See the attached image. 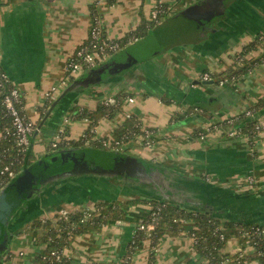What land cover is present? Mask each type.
Masks as SVG:
<instances>
[{
  "label": "crops",
  "instance_id": "crops-1",
  "mask_svg": "<svg viewBox=\"0 0 264 264\" xmlns=\"http://www.w3.org/2000/svg\"><path fill=\"white\" fill-rule=\"evenodd\" d=\"M198 1L0 0V66L19 86L25 112L37 125L31 135L30 151L36 139L45 142L44 153L57 149L51 146V141L62 128L66 129V135L75 134V123L64 125L63 120L78 118L70 107L79 97L86 100L84 103H91L81 107L93 108L98 100L126 93L123 112L101 118L94 128L96 137L111 138L127 114L137 116L143 127L152 128L155 133L151 145L144 144L141 135L131 139L129 146L140 143L153 147L148 156L133 155L159 164L181 182L179 187L185 195L217 216L264 225V60L251 59L252 65L246 72L222 84L216 79L233 63L236 53L264 32V0H223L225 6L216 7L221 12L204 24L176 15ZM158 2L169 6L170 11L174 8L172 14L169 12L153 27L163 49L140 59L134 66H123L118 58L110 59V56L86 69L80 75L112 63L122 65L105 80L63 96L46 116L53 101L64 91L53 92L55 83L65 74L69 56L89 36L92 5L95 3L101 14L106 37L117 40L143 20L150 19ZM261 44L264 48V40ZM133 52L136 56L141 54L139 50ZM258 54L253 49L246 58ZM107 62V66L103 65ZM204 73H209L211 78L204 79ZM61 83L66 87L70 82ZM91 84L111 87L110 93L105 96L101 93L97 99L87 101L86 92ZM49 85H52L50 90ZM113 86L124 90L114 94ZM128 96H134V102L128 101ZM194 105L203 109L193 110ZM253 105L260 107L257 120L261 125L254 139L247 133L229 134L233 125L217 124ZM85 121L89 124L88 119ZM77 126L81 138L87 126ZM199 128L210 132L201 137L197 133ZM1 135L0 128V141ZM66 135L69 141L78 139ZM37 151L41 153L40 148ZM122 151L130 153L125 146ZM32 154L36 158L41 156ZM129 182L123 177L77 175L60 179L41 194L30 197L11 219L9 226L13 234L0 264L32 263L42 249L36 243L41 229L26 230L25 225L35 216L44 219L63 210L92 208L99 199L144 196L141 192L145 191L130 186ZM148 194L151 193L145 196ZM141 207L137 206L136 212L129 211L126 220L75 236L63 250L66 258L63 264H123L136 230L131 213L141 216L151 210L149 202ZM187 225L180 233L163 236L154 247L147 241L132 254L130 264H151L152 249L154 264H209L195 248L189 232L191 221ZM239 248L238 239L232 237L223 250L236 252ZM250 264L260 262L254 260Z\"/></svg>",
  "mask_w": 264,
  "mask_h": 264
},
{
  "label": "trees",
  "instance_id": "trees-1",
  "mask_svg": "<svg viewBox=\"0 0 264 264\" xmlns=\"http://www.w3.org/2000/svg\"><path fill=\"white\" fill-rule=\"evenodd\" d=\"M113 1L115 0H109V2ZM162 7L163 12L160 15V19H153L151 17L148 20H143L136 29L130 31L123 38L113 39V41L119 43V48L112 52L111 56L118 55L119 52L123 51H134L135 49L141 51L142 55H137L139 60L147 58L149 56L148 50L146 48L136 49L135 46L148 37L153 27L162 17L169 14L170 7L165 3H162ZM98 18H101V14L94 3L92 5V23H97ZM97 24H99L100 33L96 37H93L89 31V36L77 49L85 48V52L93 51L105 40H108L105 35L103 22L99 21ZM263 40L264 32L257 35L252 42L247 44L243 48L244 52L236 53L233 63L227 65L226 69L216 77L217 82L219 83L223 79L229 80L246 72L248 67L252 65L249 61L251 59L254 60L255 57L257 60L263 61L264 51L250 59L246 58V54L250 50L256 49ZM70 59L71 56H69L68 61ZM4 73L6 74L0 66V128L2 133L0 141V195L2 194L3 188L14 177L9 172L13 171L15 176H17L23 171L24 165H29L36 159L29 148L25 152L18 151L19 145L12 124V117L3 103L4 95L13 86L17 85L12 82L8 75L4 76ZM76 78L75 76L71 77L70 83ZM125 96L126 93L118 94L116 96V102L110 104H106L104 100H98L93 108L81 106L72 108L71 112L75 113L76 117L88 119L89 124L84 130L82 137L77 140H71L69 145L76 147L87 145L105 154V152L113 151L116 142L122 139L126 142L141 135L144 140L153 141L155 131L149 137L145 136V129L148 127H143L139 118L133 114L126 116L123 122L115 129L111 138L95 136L94 128L101 118L105 116L113 117L117 113L123 112V99ZM21 98H23L22 100L24 102L22 92ZM202 107L201 105H194L193 110L203 109ZM259 108V105H253L242 114L231 117L237 118L239 121L235 125L238 133H247L251 139H254L261 128L257 120ZM248 110L251 112L247 113ZM257 123L259 125L258 127ZM217 124L227 125L228 119ZM65 132L66 129L64 130V137L66 135ZM206 132L207 130L204 128L197 130L200 136ZM63 141L60 142L59 147L65 146ZM107 141L110 143L107 144ZM6 166H8V169H6ZM112 178L122 177L117 175ZM127 179L130 181V186L145 191L144 193L141 192L144 196L140 194V197L134 196L128 199H99L95 201L92 208L60 211L44 219L35 216L28 222L25 225L26 230L41 229L40 235L36 238V243L42 249L35 256L31 264H63L66 261V258L63 256V250L71 243L75 236L84 232L98 230L108 223L128 219L130 206L138 201L149 202L151 204V210L147 214L135 218L136 230L124 255L123 264H130L132 254L137 249L142 248L147 241L150 247H154L163 236L177 234L188 228L187 221H191L192 226L189 232L193 235L197 252L205 257L209 264H250L254 260L259 261L260 264H264L263 224L222 218L210 212L202 203L196 204L187 199L181 202L172 197L167 198L160 193L158 194V191L153 189L152 186L150 187L145 184L146 186L144 185L143 188V186L138 184L136 179ZM180 183L178 180L176 182L177 186ZM145 187L147 189L149 187V190ZM181 190L183 191V188ZM147 193L151 194H148L147 197L145 196ZM141 224L144 227H141ZM150 224L152 225L151 228L148 227ZM232 237L238 239L241 249L236 252H225L223 250L225 244ZM154 258L155 250L152 249L151 264H154Z\"/></svg>",
  "mask_w": 264,
  "mask_h": 264
},
{
  "label": "water",
  "instance_id": "water-1",
  "mask_svg": "<svg viewBox=\"0 0 264 264\" xmlns=\"http://www.w3.org/2000/svg\"><path fill=\"white\" fill-rule=\"evenodd\" d=\"M217 5L225 6V3L223 0H200L177 12L176 15H184L197 20L200 24H204L221 12L219 8H216ZM163 46L156 31L152 30L148 37L138 43L135 48H146L149 56H151L163 49ZM121 53L119 52V54ZM123 56V61L120 62L123 66H134L139 61L133 51H128ZM120 63H109V67L94 68L78 76L53 101L46 116L63 96L69 93L76 94L85 85L105 80L110 73L122 66H119ZM107 64L108 62L103 65L107 66ZM105 154L87 145L78 147L62 146L38 156L31 164L24 165L23 171L19 175L11 178L0 195V260L9 249L10 238L13 234L9 225L13 215L15 216L17 211L24 206L27 199L39 193L41 194L45 188H49V186L66 177L84 174L103 177L120 175L126 180H128L127 178L136 179L138 184L146 182L147 186H152L155 190L158 189V194L161 191L163 193L166 188L174 193L171 197L175 200L182 202L187 199L200 204L197 200L190 199V195H175L180 190V187L176 184L178 180L176 181L175 177L161 168L159 164L117 149L105 152ZM162 195L169 197L167 193Z\"/></svg>",
  "mask_w": 264,
  "mask_h": 264
},
{
  "label": "built area",
  "instance_id": "built-area-1",
  "mask_svg": "<svg viewBox=\"0 0 264 264\" xmlns=\"http://www.w3.org/2000/svg\"><path fill=\"white\" fill-rule=\"evenodd\" d=\"M163 12V7H162V3L158 2L156 4V6L153 8L152 13H151V17L153 19H160V15ZM97 21H101V18H98ZM97 22V23H98ZM97 23H91L90 26V34L93 37H96L99 33H100V28H99V24ZM119 48V43L117 41H113V39H108L105 40L102 44H100L98 46V48L96 50L93 51H88L85 52V48H79L77 49L74 53H72L71 59L67 62V68H68V73L67 76H69L70 78L73 77L72 72H83L88 68L94 67L96 65H98L100 62H103L104 60H106L107 58H109L112 55V52L118 50ZM264 60V59H263ZM4 76H7V74L4 73ZM203 78L204 79H209L211 78L209 73H204L203 74ZM226 79H223L220 81V83H224L226 82ZM68 82H70V79H67L65 77V79H63V84H68ZM57 89V87H56ZM20 88L19 86H13L10 91H8L3 98V103L5 104L8 112L10 113L11 117H12V124L14 127V131L17 137V143L19 145L18 147V151L21 152H25L31 143V135L36 131L37 129V125L36 123L31 120L26 112H25V107H24V102H23V98H21V92H20ZM52 93L49 92L48 97L49 98H53ZM128 101L130 102H134L135 97L134 96H128ZM104 102L106 104H110V103H114L116 102V97H109L106 98L104 100ZM23 105H22V104ZM251 111L248 110L247 113H250ZM127 115H131V114H127ZM238 119L237 118H228V124L233 125L234 129L229 130V134H235L238 133V130L236 129L235 125L238 123ZM258 123H257V127H258ZM64 130L65 128H62L59 133L57 134L58 136L61 137V140L58 141L56 139H53L51 141V146L53 148H59V144L61 141H63L65 143V146L68 145V143H70V141L65 138L64 135ZM155 130H153L152 128H146L145 129V136L149 137ZM205 133L201 134V137H204ZM142 139L144 141V144L147 145H151L152 141L151 140H144L143 136ZM111 140V139H110ZM109 140V141H110ZM124 139L117 141L114 149L117 150H123L124 149ZM107 141V144H109L110 142ZM6 169H8V166H6ZM9 174L11 176H15V173L13 171H10ZM63 211H67V210H63ZM141 227H144L143 224H141ZM149 228L152 227V225H148ZM241 249V247L239 248Z\"/></svg>",
  "mask_w": 264,
  "mask_h": 264
},
{
  "label": "rangeland",
  "instance_id": "rangeland-1",
  "mask_svg": "<svg viewBox=\"0 0 264 264\" xmlns=\"http://www.w3.org/2000/svg\"><path fill=\"white\" fill-rule=\"evenodd\" d=\"M174 12V8H172L171 9V11H170V13L172 14ZM256 50L259 52V53H261V52H263L264 51V48L262 47V44H260L257 48H256ZM121 51V50H120ZM241 52H244V49L242 48L241 49ZM111 57H113L114 59H119L120 60V62H122L123 61V53H121V54H118V55H114V56H111ZM110 57V58H111ZM117 59V60H118ZM114 61V60H113ZM112 61V62H113ZM67 73H68V68L66 67L65 68V74H64V76H63V78H60V79H58L57 80V82L55 83V85H56V87H57V89L56 90H54L53 92L55 93V94H58V93H60V91H62L63 89H64V87H65V85L64 86H61V82L63 81V79H65V77L67 78V79H71L69 76H67ZM82 73V72H81ZM81 73H79V72H72V75L73 76H75V77H78V76H80V74ZM53 85V84H52ZM52 85H49L48 86V89L50 90L51 88H52ZM111 87H109L108 88V86H106V85H92L91 84V86H89V89H88V91L86 92L87 93V101H89V100H95V99H97L98 98V96H99V94H103L104 96L105 95H107V94H109L110 92H109V89H110ZM123 91L124 89L123 88H120V87H117V86H113L112 87V89H111V91L114 93V94H116V93H118V92H120V91ZM130 90H132V91H135V89L134 88H131ZM120 94V93H119ZM43 95H45V90H44V94ZM137 96V95H136ZM45 98H46V96H45ZM86 101V100H85ZM83 99H80V97H79V99L78 100H75L73 103H72V106L70 107V109L71 108H74V107H78V106H87V105H89V104H91L90 102H87V103H84L85 102ZM44 104L46 103V101H44L43 102ZM71 120V119H70ZM63 120V124L64 125H69L70 123H75V126H76V128H75V126H74V128H75V134H72V135H66L68 138H72V137H77L78 139H80V134H81V132H80V130H79V127L77 126L78 124H80L83 128L84 127H86V126H88V122L87 121H85V118H82V117H78L77 119H74V120ZM87 128V127H86ZM208 132H210V131H208ZM207 132V133H208ZM54 139H56V140H58V141H60L61 140V137L60 136H58V135H55L54 136ZM138 142H139V140H138ZM129 143H130V140L129 141H126V142H124V146H125V148L126 149H128V151L131 153V154H135V155H141V154H145L146 156H148V155H150V153L152 152V150H153V147H150V146H147V145H143V144H140V143H137L136 145H133V146H129ZM128 147V148H127ZM38 148H40V150H41V153H38L39 151H37V149ZM44 148H45V142H42V141H40V140H38V139H36V143H35V146L34 147H32L31 148V152L32 153H36V155L38 154V155H42V154H44ZM43 151V152H42ZM37 155V156H38ZM134 196H137V197H140L141 195L140 194H131V195H128V196H124V197H122L123 199L124 198H126V199H128V198H132V197H134ZM144 203L145 202H143V201H138L137 203H133L131 206H130V208H129V211L130 212H136V210H135V208L137 209V206L138 207H140V208H143V207H141V206H143L144 205ZM147 204V203H146ZM128 211V212H129ZM139 212L138 213H143V211L142 210H138ZM144 214V213H143ZM131 215H133V218H137V217H139L136 213H131ZM40 251H41V249H40ZM39 251V252H40ZM38 252V253H39ZM157 255V254H156Z\"/></svg>",
  "mask_w": 264,
  "mask_h": 264
},
{
  "label": "flooded vegetation",
  "instance_id": "flooded-vegetation-1",
  "mask_svg": "<svg viewBox=\"0 0 264 264\" xmlns=\"http://www.w3.org/2000/svg\"><path fill=\"white\" fill-rule=\"evenodd\" d=\"M146 184V182H142L141 184H139V185H141V186H143V188H144V185ZM146 186V185H145ZM146 189H147V187H145ZM147 190H149V187H148V189ZM163 190V189H162ZM157 191L159 192V190L157 189ZM161 193V195L162 194H168L169 195V197L168 198H170L172 195H174V193H172L171 192V190H169V189H164L163 190V193H162V191L160 192ZM183 194H184V192L181 190V188H180V190L179 191H177L176 193H175V195H178V196H183Z\"/></svg>",
  "mask_w": 264,
  "mask_h": 264
}]
</instances>
